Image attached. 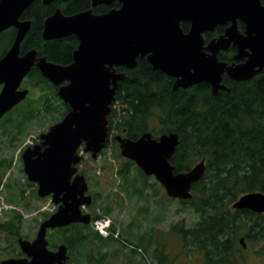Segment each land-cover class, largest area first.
<instances>
[{"label": "water", "instance_id": "obj_1", "mask_svg": "<svg viewBox=\"0 0 264 264\" xmlns=\"http://www.w3.org/2000/svg\"><path fill=\"white\" fill-rule=\"evenodd\" d=\"M33 1L0 0V32L10 26L18 28L14 44L0 59V119L27 98L29 89L20 87L33 66L58 86L57 95L69 110L40 134L42 143L24 150L22 158L28 180L37 184L38 196L52 195L53 202L61 205L41 222L33 240L18 239L31 262L8 259L0 264H41V260L48 264L66 258L65 245L56 252L48 249V230L83 220L81 205L92 201L86 176L78 172L83 159L79 148L85 143V151L97 157L107 146L109 115L127 77L118 67L132 69L139 59L147 58L154 70L174 79L175 91L205 82L214 95L231 91L223 82L224 75L245 81L264 70V5L260 0H117L119 8L101 14L94 11L98 5L116 0H91V8L74 14L57 8L45 20L43 38L78 37L73 61L67 65L37 58L35 49L20 56L30 21L19 17ZM239 20L245 23V32L239 29ZM183 22L190 23L188 31L183 30ZM227 24L224 34L206 43V32ZM231 45L238 47L236 60L247 56L244 62L228 64L219 58L218 53ZM115 139L121 155L134 161L145 175L154 176L168 196L193 197L194 183L206 172V159L188 171L176 172L171 158L180 145L177 132L155 137L148 131L138 139L118 134ZM233 208L264 213V192L241 195ZM240 241L246 245L244 237Z\"/></svg>", "mask_w": 264, "mask_h": 264}, {"label": "trees", "instance_id": "obj_2", "mask_svg": "<svg viewBox=\"0 0 264 264\" xmlns=\"http://www.w3.org/2000/svg\"><path fill=\"white\" fill-rule=\"evenodd\" d=\"M35 5L30 11L33 27L26 38L25 48L35 47L53 62L70 64L79 45L78 37L70 35L44 40L39 35L42 29L39 18L44 19L47 14L53 13L56 5H42L39 1ZM57 6L65 14H74L89 9L91 0H70L59 2ZM110 8L99 5L95 12H106ZM182 26L186 31L190 24L184 22ZM223 30L224 26H218L207 36H217ZM2 38L6 43L4 48L7 49L11 45L10 35ZM118 70L125 71L127 77L121 82L109 116L111 136L107 148L114 149V160L122 161L121 165L114 166L111 171L116 178L121 179L120 190H126L129 195L139 192L137 179L131 174L133 170H138L143 177L144 189L151 187L149 180L152 176L145 175L134 161L121 156L113 130L132 139L139 138L147 131L155 137L165 132H177L180 145L171 158L176 172L188 171L204 158L207 168L202 179L194 183L191 199L171 198L179 200L183 208L191 209L197 219L190 225L175 223L171 230L181 233L184 247L189 252L200 254L204 264H247L241 237L247 243L260 244L256 251L264 255V213L233 208L241 195L253 191L264 192V73L245 81L231 80L225 75L223 82L231 91L222 90L219 95H214L211 85L205 82L175 91L174 79L160 70H154L147 58L139 59L138 65L132 69L118 67ZM29 80L31 82L28 83L40 90L41 94L32 100L26 99L27 103L17 110L19 120L14 119L6 124L0 121L5 136H8V126L16 128L20 133L27 123L41 114L52 119V125L69 110V105L57 95L58 87L44 78L37 69L29 75ZM116 104L121 105L120 111ZM16 108L13 110L16 111ZM107 151L104 150L102 154ZM11 164L12 161H9L6 166ZM5 171L0 172V186ZM86 176L89 178L91 175ZM27 184L34 185L29 181ZM143 192L140 191V194ZM24 193L26 189H22L21 194ZM34 195L38 197L36 190ZM123 203L124 199L119 201V206L123 207ZM111 208L105 209L96 218L111 214ZM48 215L46 213L45 218ZM22 222L21 214L15 211L10 222H0V231L8 230L13 236H21ZM8 223L11 227H7ZM49 236L50 244L53 245L57 242L68 245L77 242L74 233L69 234L65 230L60 231L59 238L55 233ZM137 241L145 252L155 242L150 230L138 233ZM158 260L160 264H172L165 258L159 257Z\"/></svg>", "mask_w": 264, "mask_h": 264}, {"label": "rangeland", "instance_id": "obj_3", "mask_svg": "<svg viewBox=\"0 0 264 264\" xmlns=\"http://www.w3.org/2000/svg\"><path fill=\"white\" fill-rule=\"evenodd\" d=\"M1 48L2 46H0V53L2 52ZM27 87L30 90L27 99L32 100L41 94L40 90L34 89L29 84ZM26 103L27 100H24L17 106L16 111L13 110L7 116L4 115L0 120L4 124L14 119L19 120L20 116L17 110H20ZM116 108L120 111L121 105L116 104ZM51 120L41 114L27 123L20 133L17 132L16 128L8 126L6 127L8 136L4 135V128L0 125V172L6 170L0 186V222H10L15 211H18L23 218L21 236H13L7 231H0V257L7 253L10 245L17 243L19 237L36 236L44 214L54 210V203L50 196L35 197L34 190L38 191L37 184H27L29 180L24 171L22 159L24 150L28 146L36 144L41 133L48 131L52 123ZM117 133V130L112 132V134ZM113 150L112 147H109L108 151L96 161L91 160L90 167L92 170L90 173H103L107 169L112 171L114 166L121 165L122 161L114 160ZM9 161H12V164L7 167ZM103 164H106L107 169L102 167ZM131 174L137 179L136 184L139 192L132 195L127 194L126 190L119 192L120 200L124 199V206L119 207V212H116L119 216L117 222L121 220V225L127 226L132 220L137 219L138 227L134 226V228H137L139 233L150 230L152 239L155 240L147 252L138 246L139 241L135 243V250H138V264H160L159 257L165 258L172 264H204L200 254L195 251L189 252L184 247L181 233L171 230L172 226L178 222H184L187 225L192 224L197 219V215L191 209L183 208L179 200H172V197L168 196L163 185L154 176L149 180L151 187L144 189L143 177L140 172L133 170ZM90 179L91 183L95 185V178L91 177ZM115 181V189H120L121 179L115 178ZM154 182L157 183L154 185ZM22 189H26L24 195L21 194ZM92 189L94 192L97 190L95 186H92ZM140 189L144 190L143 194H140V191H143ZM154 190L158 194H154ZM112 192L114 193L113 190ZM107 215L112 217L110 214ZM114 220L116 219L114 218ZM7 226L11 227L9 223ZM245 244L244 256L247 264H264V255H260L256 251L261 245L247 243L246 240Z\"/></svg>", "mask_w": 264, "mask_h": 264}, {"label": "flooded vegetation", "instance_id": "obj_4", "mask_svg": "<svg viewBox=\"0 0 264 264\" xmlns=\"http://www.w3.org/2000/svg\"><path fill=\"white\" fill-rule=\"evenodd\" d=\"M37 1H39L40 4H42V5H47V6H49V5L55 6L56 5L54 12L57 10V8H60L59 6H57V4L59 2H62L60 0H55L51 3L46 4V3H44L43 0H34L27 8H25V10L21 13V15L19 17V19L21 21H30V30L33 27V19L30 18V16H31L30 11H32L33 7L36 6L35 4ZM260 2L262 5H264V0H260ZM100 5L111 6V8L108 10V11H110L111 9L119 8L121 4L119 1L116 0L110 4H100ZM94 11H95V9H94ZM108 11H106V12H108ZM106 12H102V13H106ZM53 13L47 14L44 19H43V17L39 18L40 22L42 23V29H41V33H39V35H42V38H43V30H44L45 20L50 15H52ZM98 14H101V13H98ZM187 23H189V22H187ZM228 25L229 24L220 25V26H224V30L222 33H220L217 36L215 35L212 37H208L207 33H210V32H206L204 34V37L206 39V43H208L210 40L217 38L220 35L224 34L225 29ZM238 25H239V29L242 32H245V28H246L245 23L243 21L239 20ZM182 28H183V26H182ZM189 28H190V26H189ZM189 28H188V30H189ZM30 30H29V32H30ZM183 30H184V28H183ZM188 30H186V31H188ZM17 32H18V28L16 26L7 27L6 29H4L3 31L0 32V46H2L1 49L3 52V53L1 52L2 54L0 53L1 54L0 59L4 55H6V53L10 50V48L14 44ZM28 33L22 41L20 56H23L27 52L35 49L37 51V58L46 57L48 61H51L48 59V57L46 55L41 54L35 47L29 46L28 48H25V42H26V38L28 36ZM7 35H10L11 45L6 49V48H4V45H6V43L2 37L7 36ZM54 39H57V38H54ZM44 40H46V39H44ZM49 40H53V39H49ZM237 52H238V47L231 45L229 47V49L221 50L218 53V56L221 60L228 62V64H231L233 62H236V63L244 62L247 59V56L244 57V59L242 61L236 60L235 55L237 54ZM51 62H53V61H51ZM53 63H56V62H53ZM35 69H37L41 73V75L43 76L40 68L37 65L33 66L30 69L29 73L24 78L22 85L20 87L21 89H29L27 87V84H29L28 82H31L29 80V75ZM262 73H264V70L261 73H258L257 75L262 74ZM257 75H255V76H257ZM223 79H224V77H223ZM231 80H233V79H231ZM29 86L32 87V84H29ZM2 87H3V85H0V91H1ZM57 91H58V89H57ZM11 111L7 112L5 115L7 116ZM118 134H122V133H117V134H115V136ZM110 136L111 135H110V129H109V138H110ZM109 138H108V141H109ZM38 143H42V140L40 139V137L37 140L36 144H38ZM107 146H108V143H107ZM107 146L98 154L97 157H93V154L91 152L85 151V143H83L81 145V147L79 148V151L83 155V159H82L81 163L79 164V171L78 172L84 174L85 176H86V174L91 175L90 177L95 178V182L99 181V184L93 185V183H91V181H90L91 180L90 177L88 178L86 176V179H87V182L89 185V190L87 191V194L92 196V201L89 204L84 203L83 205H81V215H83V217H82V218H84L83 220L75 221V222H72L68 225L59 226V227H56L53 229L50 228L48 230V240H50L49 239L50 233H55L57 235V237L59 238L60 231H62V230L67 231L69 234L74 233L75 239L77 240L76 243L70 244V245H68L64 242H57L55 245H53V244H50V241H49L48 249L50 251L56 252L59 250V248L62 245H65L67 248V252H66V258L64 260H62V261L57 260L54 262L49 261L48 264H138V258H137L138 254L136 253L135 247H134L135 243L137 242V237H138V233H139L137 228H134V226L138 227L137 219L132 220V222L129 223L127 226L121 225V220H119L117 222V219L119 218V216H118V214H116V212L118 211V209H120L119 208L120 207L119 201L121 202V200H120L121 196L119 195V192H122V191L119 188L116 190L114 187L115 183H116V181H115L116 176L111 172V170L107 169L106 164L102 165V167L107 169L105 172L98 173V174L90 173L92 170L90 167L91 166V164H90L91 160L96 161L101 155H103L102 152L106 149L107 150L109 149V147L107 148ZM119 149H120V145H119ZM84 171L86 172V174ZM92 186H95L97 188V190L95 192L93 191ZM112 190L114 191V193L112 192ZM47 197H49V196H47ZM50 198L53 202V196L52 195H50ZM53 203H54V210L52 212H49L48 217L51 216L55 211H57V209L61 205V203H59V204H56L55 202H53ZM109 207H112L111 208L112 212L110 214L112 216L111 217L112 218L111 230L113 231L114 229H118L119 233H118V235L111 234L107 237L102 236L103 237L102 238L101 235L97 233L94 222L97 219L96 216L102 214L104 212V210L109 208ZM84 216H86V217H84ZM48 217L45 218V216H44L43 220L47 219ZM114 218L116 220H114ZM86 220H88V221H86ZM41 222H40V224H41ZM115 226H118V227H115ZM5 231L9 232L8 230H5ZM35 237L36 236L30 237L27 239L33 240ZM18 239H17V243L10 245L7 253L4 256L0 257V262L6 261L8 259H23V261L26 263H29L32 261V257H29V255L25 251H23V249L21 248V246L18 242ZM40 263L45 264L42 260L40 261Z\"/></svg>", "mask_w": 264, "mask_h": 264}, {"label": "built area", "instance_id": "obj_5", "mask_svg": "<svg viewBox=\"0 0 264 264\" xmlns=\"http://www.w3.org/2000/svg\"><path fill=\"white\" fill-rule=\"evenodd\" d=\"M96 231L104 237L111 234L118 235V231L113 232L111 230L112 218L109 216H101L94 222Z\"/></svg>", "mask_w": 264, "mask_h": 264}]
</instances>
